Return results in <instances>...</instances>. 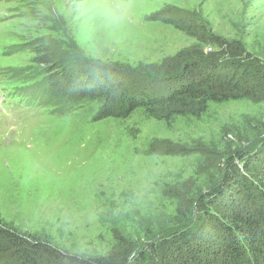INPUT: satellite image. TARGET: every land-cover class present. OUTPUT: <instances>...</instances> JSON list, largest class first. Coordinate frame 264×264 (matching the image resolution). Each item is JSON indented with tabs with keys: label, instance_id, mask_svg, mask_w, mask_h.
Returning <instances> with one entry per match:
<instances>
[{
	"label": "rangeland",
	"instance_id": "obj_1",
	"mask_svg": "<svg viewBox=\"0 0 264 264\" xmlns=\"http://www.w3.org/2000/svg\"><path fill=\"white\" fill-rule=\"evenodd\" d=\"M11 1L18 9L0 19V50L12 54L0 68L36 64L28 45L43 40L57 69H123L121 80L139 84L165 80L155 71L177 56L219 52L227 61L229 49L244 69L264 72V0H126L129 18L118 23L98 15L96 0ZM3 83L0 76V225L72 255L110 253L116 237L167 234L192 195L215 192L229 159L264 155V99L238 96L172 121L140 109L90 124V108L57 117L32 91L20 101L24 92ZM199 218L194 210L190 228Z\"/></svg>",
	"mask_w": 264,
	"mask_h": 264
},
{
	"label": "trees",
	"instance_id": "obj_2",
	"mask_svg": "<svg viewBox=\"0 0 264 264\" xmlns=\"http://www.w3.org/2000/svg\"><path fill=\"white\" fill-rule=\"evenodd\" d=\"M28 47L36 49V63L44 70L47 87L42 91L43 99L66 112L71 105L78 106L76 111L95 107L94 122L123 120L140 109L148 118L172 121L198 116L209 103L238 96L264 99V72L244 69L240 55L230 49L227 61L225 53L219 52L197 53L192 60L177 56L156 69L157 78L164 76L165 80L153 83L144 77L139 84L121 80L123 69L104 68L98 74H88L83 66L57 69V54L45 47L43 40ZM216 71L222 74H214ZM166 80L172 81L167 91ZM237 158L242 162L236 157L228 160L223 181L214 193L189 198L167 234L150 233L135 243L116 237V250L82 257L0 225V257L8 256L16 264H264V155L255 160L245 161V155ZM194 210L200 213L196 229L190 228Z\"/></svg>",
	"mask_w": 264,
	"mask_h": 264
},
{
	"label": "clouds",
	"instance_id": "obj_3",
	"mask_svg": "<svg viewBox=\"0 0 264 264\" xmlns=\"http://www.w3.org/2000/svg\"><path fill=\"white\" fill-rule=\"evenodd\" d=\"M93 8L102 19L110 23H118L129 18L130 9L126 0H96Z\"/></svg>",
	"mask_w": 264,
	"mask_h": 264
}]
</instances>
